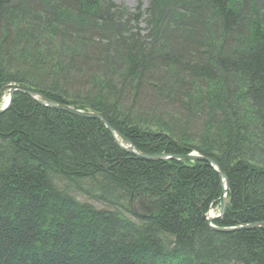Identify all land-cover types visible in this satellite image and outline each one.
I'll list each match as a JSON object with an SVG mask.
<instances>
[{
	"label": "trees",
	"instance_id": "trees-1",
	"mask_svg": "<svg viewBox=\"0 0 264 264\" xmlns=\"http://www.w3.org/2000/svg\"><path fill=\"white\" fill-rule=\"evenodd\" d=\"M10 83L104 113L138 152L211 157L230 184L215 225L264 221V0H0V103ZM222 187L209 162L137 158L101 120L17 92L0 114V264H264V227L205 224Z\"/></svg>",
	"mask_w": 264,
	"mask_h": 264
},
{
	"label": "water",
	"instance_id": "water-1",
	"mask_svg": "<svg viewBox=\"0 0 264 264\" xmlns=\"http://www.w3.org/2000/svg\"><path fill=\"white\" fill-rule=\"evenodd\" d=\"M2 92H9V97L5 100L6 102L4 103V105L2 107H0V114H2L3 112H5L6 110H8L12 103H13V98L15 96V94L17 92H24L27 95H29L31 98H33L34 100H36L38 103H40L43 106H48L50 108L53 109H60L63 110L65 112H69L73 115L76 116H82L88 119H98L101 120L102 122L105 123L106 127L108 128L109 131L112 132V136L114 138V141L118 143V145L123 148L126 152L128 151L129 153L134 154L137 158H143L146 159L148 161L151 160H162V159H181V160H189V161H206V162H210V164L219 172V175L221 177L222 180V192H221V198H220V212L217 215H210L205 214L203 216L206 225L209 228H212L216 231H234V230H242V229H256V227L258 226H262L264 227V221L262 222H256L253 224H245V225H237L234 227H226V226H222V227H217L214 225V222L218 219H220L222 217V215H224V213L226 212L227 209V192L228 189L230 187V184L228 183V177H227V173L225 171H223L220 167V164H218L215 160H213L211 157H206L203 156L201 154H199L197 151L193 152V153H189V154H185L184 155H173V156H168L164 153L162 154H147V153H143V152H137L134 149V145L133 143L126 138L119 130H117L116 128H114L112 126V124L110 123V121L105 117L104 114H102L101 112H96V111H83V110H77L74 109L72 107H70L69 105L63 104V103H59V102H55L54 100L48 98L47 96H44L41 92H39L36 89H29V88H25V87H21L18 84H10L5 86L4 88L1 89ZM121 140V141H120ZM107 168V167H106Z\"/></svg>",
	"mask_w": 264,
	"mask_h": 264
},
{
	"label": "rangeland",
	"instance_id": "rangeland-1",
	"mask_svg": "<svg viewBox=\"0 0 264 264\" xmlns=\"http://www.w3.org/2000/svg\"><path fill=\"white\" fill-rule=\"evenodd\" d=\"M114 1V3L115 4H117V5H124V6H127L131 11L132 10H135L136 8H137V6H138V0H113ZM142 1V4H143V7L145 8V7H147L148 6V4H149V2L151 1V0H141ZM142 26H144L145 27V25L144 24H142ZM117 74H120V73H118L117 72ZM119 78L118 77H116V80H118ZM116 80H114L113 82L115 83L116 82ZM10 84H15V83H10ZM9 85V84H8ZM7 86V85H6ZM5 96H8V91H6V95H4L3 96V98L5 97ZM123 110H124V114L126 115L127 114V112L128 113H130L131 115H132V117L134 118V119H137L138 117L139 118H141V119H143V120H147V119H149L150 118V116H151V114L153 113V111H151L150 109H148V111L147 110H143V109H140V108H134V107H132L131 106V104H123ZM125 115H123V116H125ZM163 118H164V116H163ZM202 119V117H194V118H192V119H188V120H185L184 121V119H183V123H181V122H178V126H183V125H185V127H195L196 125H197V122L199 121V120H201ZM161 121H163L162 120V118H161ZM186 121H188V123L186 124ZM195 132H196V130H195ZM197 132H200V131H198L197 130ZM195 134V133H194ZM214 139V141L218 144L219 143V138H213ZM197 161V160H196ZM210 163V162H209ZM107 167V166H106ZM110 167V166H109ZM135 210H137V211H139V212H145V213H147L146 212V210L145 209H143L142 207L140 208V206L139 207H135ZM214 212H216V209H214ZM208 227V226H207Z\"/></svg>",
	"mask_w": 264,
	"mask_h": 264
},
{
	"label": "bare ground",
	"instance_id": "bare-ground-1",
	"mask_svg": "<svg viewBox=\"0 0 264 264\" xmlns=\"http://www.w3.org/2000/svg\"><path fill=\"white\" fill-rule=\"evenodd\" d=\"M19 86H23V87H25V88H29V87H27V86H24V85H20V84H18ZM5 87V86H4ZM3 87V88H4ZM29 89H33V88H29ZM190 90H192V87L190 88ZM102 114H104V113H102ZM108 129V128H107ZM112 133V132H111ZM93 196V195H92ZM100 197V196H99ZM143 200V198H140L139 196L138 197H135V199L133 198L132 199V201H131V212H132V209L134 210L133 211V213H135L136 214V212H137V210H135V207H139L140 206V208L144 205V201H142ZM98 203V202H97ZM97 203H95V205H97V206H100V205H98ZM95 205H92V207H94L93 209L94 210H96V209H99L98 207H95ZM214 206L211 204V207H210V210L208 211V212H206V213H204V215L205 214H208L209 212H211V214H214L215 212H212V208H213ZM225 214V213H224ZM137 215V214H136ZM139 215V214H138ZM223 216V215H222ZM222 218V217H221ZM220 218V219H221ZM205 221V220H204ZM206 224V223H205ZM209 228V227H208ZM210 229H212V228H210Z\"/></svg>",
	"mask_w": 264,
	"mask_h": 264
}]
</instances>
